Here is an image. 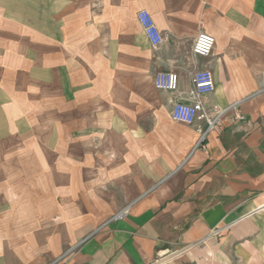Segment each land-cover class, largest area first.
<instances>
[{
    "label": "crops",
    "instance_id": "0c3cea01",
    "mask_svg": "<svg viewBox=\"0 0 264 264\" xmlns=\"http://www.w3.org/2000/svg\"><path fill=\"white\" fill-rule=\"evenodd\" d=\"M205 70L245 119L202 149L171 110ZM263 73L264 0H0V264H264Z\"/></svg>",
    "mask_w": 264,
    "mask_h": 264
},
{
    "label": "built area",
    "instance_id": "2783aa9c",
    "mask_svg": "<svg viewBox=\"0 0 264 264\" xmlns=\"http://www.w3.org/2000/svg\"><path fill=\"white\" fill-rule=\"evenodd\" d=\"M137 18L152 47L155 49L159 48L164 43L165 38L150 12L141 10ZM214 47V37L201 32L195 40L193 56L209 58L212 56ZM154 87L160 92L177 93L179 90L178 75L174 72H159L154 77ZM215 89L216 84L212 72L207 70L199 71L193 75L192 88L188 93V98L173 103L171 118L175 122L186 125H195L199 122L205 123V127L197 130L199 134L197 148H205L209 133L220 126L224 116L227 114L232 113L235 121H243L245 119V116L240 111L241 102H235L225 108L219 106L207 108L203 97L213 93Z\"/></svg>",
    "mask_w": 264,
    "mask_h": 264
}]
</instances>
